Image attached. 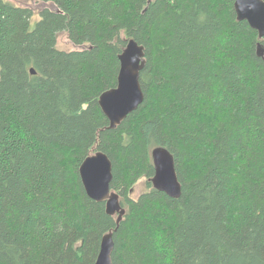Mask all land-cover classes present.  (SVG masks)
I'll return each instance as SVG.
<instances>
[{
  "label": "trees",
  "instance_id": "1",
  "mask_svg": "<svg viewBox=\"0 0 264 264\" xmlns=\"http://www.w3.org/2000/svg\"><path fill=\"white\" fill-rule=\"evenodd\" d=\"M34 1L54 9L33 20L0 0V264H95L110 232L112 264H264V39L234 0ZM61 33L82 49L59 50ZM131 39L144 101L112 130L99 98ZM157 147L179 199L150 182ZM97 152L126 211L118 228L79 176Z\"/></svg>",
  "mask_w": 264,
  "mask_h": 264
},
{
  "label": "water",
  "instance_id": "2",
  "mask_svg": "<svg viewBox=\"0 0 264 264\" xmlns=\"http://www.w3.org/2000/svg\"><path fill=\"white\" fill-rule=\"evenodd\" d=\"M234 11L238 21H245L264 39V0H234ZM256 55L264 59V45L257 44ZM120 69L115 88L102 93L99 106L109 121V129H115L129 115L138 110L144 101V91L140 84V72L145 67L144 46L133 39L128 40L119 56ZM35 75L33 69L30 70ZM154 175L150 179L153 188L171 199L181 196V183L177 177L172 154L164 147L154 148L151 152ZM113 166L109 157L97 152L87 157L79 168V176L84 191L94 202H104L106 214L116 218L120 225L125 209L120 204V196L111 190ZM115 229V231L117 230ZM114 249L113 234H106L101 242L95 264H112Z\"/></svg>",
  "mask_w": 264,
  "mask_h": 264
},
{
  "label": "rangeland",
  "instance_id": "3",
  "mask_svg": "<svg viewBox=\"0 0 264 264\" xmlns=\"http://www.w3.org/2000/svg\"><path fill=\"white\" fill-rule=\"evenodd\" d=\"M15 6L28 8L33 13V20L39 19V13L44 9H54V5L48 2L34 1V0H6ZM57 48L59 50L70 52L80 50L82 48L75 47L69 41L66 33H61L57 39ZM94 155V154H93ZM92 156V155H90ZM147 190L145 180L140 179L132 188L130 198L137 199V197Z\"/></svg>",
  "mask_w": 264,
  "mask_h": 264
},
{
  "label": "flooded vegetation",
  "instance_id": "4",
  "mask_svg": "<svg viewBox=\"0 0 264 264\" xmlns=\"http://www.w3.org/2000/svg\"><path fill=\"white\" fill-rule=\"evenodd\" d=\"M120 196V195H119Z\"/></svg>",
  "mask_w": 264,
  "mask_h": 264
}]
</instances>
